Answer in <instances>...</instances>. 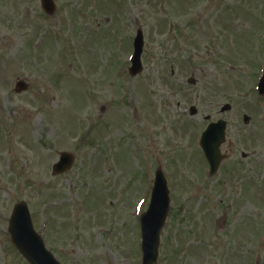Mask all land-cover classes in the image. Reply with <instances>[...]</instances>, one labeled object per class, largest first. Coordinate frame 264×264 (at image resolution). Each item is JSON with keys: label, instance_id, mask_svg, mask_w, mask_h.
<instances>
[{"label": "rangeland", "instance_id": "obj_1", "mask_svg": "<svg viewBox=\"0 0 264 264\" xmlns=\"http://www.w3.org/2000/svg\"><path fill=\"white\" fill-rule=\"evenodd\" d=\"M262 73L264 0H57L53 15L0 0V264H29L9 233L21 200L62 264H141L156 164L172 196L157 264H264ZM220 117L227 159L209 176L199 142ZM64 151L74 165L53 175Z\"/></svg>", "mask_w": 264, "mask_h": 264}, {"label": "water", "instance_id": "obj_2", "mask_svg": "<svg viewBox=\"0 0 264 264\" xmlns=\"http://www.w3.org/2000/svg\"><path fill=\"white\" fill-rule=\"evenodd\" d=\"M43 6L48 13L54 12V4L52 0H42ZM143 35L140 32L136 42V52L133 57L134 66L131 68L133 75L142 70L141 55L143 52ZM27 88L24 82L17 84V91L21 92ZM210 136L205 134L202 140V146L207 152L208 158L212 164L213 172H216L223 156L220 152V146L224 142V133L217 132L213 136L212 128L210 129ZM220 137V139H219ZM62 163L57 166H62L63 169L55 168L56 172H64L69 169L72 164L73 157L70 154L64 153L62 155ZM169 211V192L167 183L164 177L160 175L156 184L153 200L149 211L143 216V228L145 230L144 239V264H156L158 259V249L160 244V231L165 223ZM10 232L12 239L21 253L31 264H59L54 255L49 252L42 240L35 232L28 206L25 203H20L15 207L11 224Z\"/></svg>", "mask_w": 264, "mask_h": 264}, {"label": "flooded vegetation", "instance_id": "obj_3", "mask_svg": "<svg viewBox=\"0 0 264 264\" xmlns=\"http://www.w3.org/2000/svg\"><path fill=\"white\" fill-rule=\"evenodd\" d=\"M247 139L244 137V143L246 144ZM243 156L246 157H250L248 152H242Z\"/></svg>", "mask_w": 264, "mask_h": 264}]
</instances>
